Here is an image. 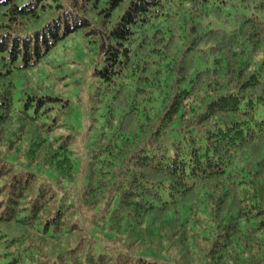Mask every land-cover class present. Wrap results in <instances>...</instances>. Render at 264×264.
<instances>
[{
  "label": "trees",
  "instance_id": "16d2710c",
  "mask_svg": "<svg viewBox=\"0 0 264 264\" xmlns=\"http://www.w3.org/2000/svg\"><path fill=\"white\" fill-rule=\"evenodd\" d=\"M0 264H264V0H0Z\"/></svg>",
  "mask_w": 264,
  "mask_h": 264
},
{
  "label": "rangeland",
  "instance_id": "374dc122",
  "mask_svg": "<svg viewBox=\"0 0 264 264\" xmlns=\"http://www.w3.org/2000/svg\"><path fill=\"white\" fill-rule=\"evenodd\" d=\"M74 120L77 122L78 127H80V123L82 122V116L80 114H76L74 117ZM95 237L101 241H106L107 238L105 237L106 234L104 233H99L98 231L94 230L93 231Z\"/></svg>",
  "mask_w": 264,
  "mask_h": 264
}]
</instances>
